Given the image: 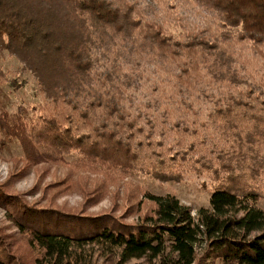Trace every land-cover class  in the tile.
Returning <instances> with one entry per match:
<instances>
[{"label": "trees", "instance_id": "obj_1", "mask_svg": "<svg viewBox=\"0 0 264 264\" xmlns=\"http://www.w3.org/2000/svg\"><path fill=\"white\" fill-rule=\"evenodd\" d=\"M0 43L47 98L34 122L2 124L30 158L212 185L195 216L147 194L155 216L136 225L17 205L39 264H264V77L237 50L263 54L264 0H0Z\"/></svg>", "mask_w": 264, "mask_h": 264}, {"label": "rangeland", "instance_id": "obj_2", "mask_svg": "<svg viewBox=\"0 0 264 264\" xmlns=\"http://www.w3.org/2000/svg\"><path fill=\"white\" fill-rule=\"evenodd\" d=\"M237 50L242 55L238 63L241 74L249 71L257 79L264 77V52L257 54L252 47ZM241 88L246 89L244 85ZM46 99L37 77L0 43V255L6 254L8 264H39L37 260L43 255L39 247L31 245L28 233L17 226L21 213L17 205L43 214L58 210L80 216H106L113 226L141 224L147 216H155V203L147 194L173 195L189 206L194 216L200 208L209 207L212 185L205 175L186 173L178 182H162L147 174H116L97 165L78 169L74 162L77 157L65 155L59 160L52 157L51 151H44V146L40 149L44 158H30L19 138L10 135L2 124L4 117L9 118L10 125L34 122ZM204 249L203 245L198 248V258ZM93 264L122 263L109 253ZM125 264L160 261L141 258ZM196 264L222 263L215 259Z\"/></svg>", "mask_w": 264, "mask_h": 264}]
</instances>
